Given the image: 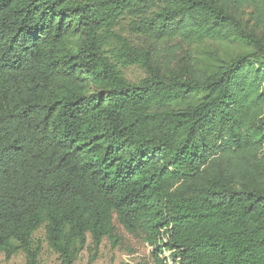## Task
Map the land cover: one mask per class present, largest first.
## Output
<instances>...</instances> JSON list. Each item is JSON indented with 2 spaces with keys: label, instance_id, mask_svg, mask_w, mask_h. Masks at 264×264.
Returning a JSON list of instances; mask_svg holds the SVG:
<instances>
[{
  "label": "trees",
  "instance_id": "16d2710c",
  "mask_svg": "<svg viewBox=\"0 0 264 264\" xmlns=\"http://www.w3.org/2000/svg\"><path fill=\"white\" fill-rule=\"evenodd\" d=\"M124 20L150 40L245 49L165 73ZM259 28L264 0H0L6 261L40 264L43 228L61 264L85 248L92 264L105 238L119 245L118 223L156 264H264ZM132 65L146 71L137 82Z\"/></svg>",
  "mask_w": 264,
  "mask_h": 264
},
{
  "label": "rangeland",
  "instance_id": "374dc122",
  "mask_svg": "<svg viewBox=\"0 0 264 264\" xmlns=\"http://www.w3.org/2000/svg\"><path fill=\"white\" fill-rule=\"evenodd\" d=\"M249 12L250 9L244 12V19L249 18ZM117 30L135 45L149 49L153 63L165 73L177 70L182 65H186V68L190 66L200 69L212 68L223 59H228L238 51L245 49L237 42L206 41L202 44L187 45L178 39L150 40L133 34L129 30L128 20L122 21ZM258 34L264 35V29L259 28ZM124 72L126 77L134 82L146 75V71L139 65H132L124 69ZM115 225L116 233L120 237L119 245L113 248L110 241L105 238L92 264H156L153 258L154 248L145 243L140 233H129L118 223ZM34 240L42 243L40 264H61L58 255L49 248L43 228L35 232ZM90 241L91 239L89 243ZM90 256L91 252L85 248L76 264H89ZM0 264H26V255L23 251H18L7 262L5 254L0 253Z\"/></svg>",
  "mask_w": 264,
  "mask_h": 264
}]
</instances>
